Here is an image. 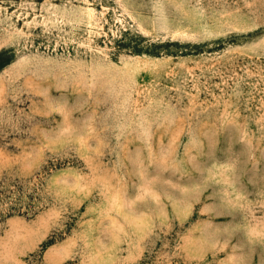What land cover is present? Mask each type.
Instances as JSON below:
<instances>
[{"label": "rangeland", "instance_id": "1", "mask_svg": "<svg viewBox=\"0 0 264 264\" xmlns=\"http://www.w3.org/2000/svg\"><path fill=\"white\" fill-rule=\"evenodd\" d=\"M0 264H264V0H0Z\"/></svg>", "mask_w": 264, "mask_h": 264}]
</instances>
